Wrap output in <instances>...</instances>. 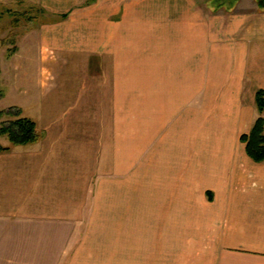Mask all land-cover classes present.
Listing matches in <instances>:
<instances>
[{
    "label": "crops",
    "instance_id": "0c3cea01",
    "mask_svg": "<svg viewBox=\"0 0 264 264\" xmlns=\"http://www.w3.org/2000/svg\"><path fill=\"white\" fill-rule=\"evenodd\" d=\"M84 1L13 57L43 137L0 153V264H264V10Z\"/></svg>",
    "mask_w": 264,
    "mask_h": 264
},
{
    "label": "rangeland",
    "instance_id": "374dc122",
    "mask_svg": "<svg viewBox=\"0 0 264 264\" xmlns=\"http://www.w3.org/2000/svg\"><path fill=\"white\" fill-rule=\"evenodd\" d=\"M93 1L85 0L83 4L90 5ZM201 1L207 2L204 3L205 6L203 7L206 10H223L233 8L242 0ZM245 1H247V5H250L248 9L252 7V9L264 10V0ZM60 16L61 14L51 11L39 0H0V74L2 73L0 92H3V96L0 98V111L3 113L0 116V127L11 123L18 117L30 116L32 106L29 105L27 97L32 98L35 93H33V87H26V85L31 80L32 71H30V66L33 62L23 57L22 60L25 62L18 63L16 71L10 74L13 57L22 44V39L25 36H30V34H36V31L43 25L62 21L63 19ZM38 54H41V52L39 51ZM38 72L40 74V67ZM33 75L35 76V72ZM51 80L54 81L55 77H52ZM22 83L25 89L21 92L15 91V86ZM52 85L54 84L52 83ZM15 103L18 104V107H15ZM24 103L27 105H24ZM7 143V137L0 136V144Z\"/></svg>",
    "mask_w": 264,
    "mask_h": 264
},
{
    "label": "trees",
    "instance_id": "16d2710c",
    "mask_svg": "<svg viewBox=\"0 0 264 264\" xmlns=\"http://www.w3.org/2000/svg\"><path fill=\"white\" fill-rule=\"evenodd\" d=\"M66 15H61L64 19ZM3 92H0V98ZM255 103L259 116L256 118L250 132L240 137L245 143V150L248 157L260 163L264 161V90L258 89L255 93ZM0 111V116H2ZM0 136H6L9 145L0 144V153L9 151L14 146L26 145L38 142L43 137V132L37 129L36 123L27 117H18L7 125L0 127Z\"/></svg>",
    "mask_w": 264,
    "mask_h": 264
}]
</instances>
